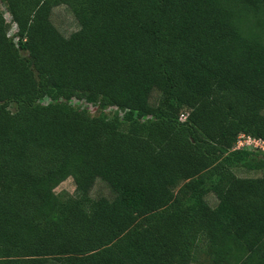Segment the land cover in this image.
Instances as JSON below:
<instances>
[{
  "label": "trees",
  "instance_id": "obj_1",
  "mask_svg": "<svg viewBox=\"0 0 264 264\" xmlns=\"http://www.w3.org/2000/svg\"><path fill=\"white\" fill-rule=\"evenodd\" d=\"M1 3L0 264H264V0Z\"/></svg>",
  "mask_w": 264,
  "mask_h": 264
},
{
  "label": "rangeland",
  "instance_id": "obj_2",
  "mask_svg": "<svg viewBox=\"0 0 264 264\" xmlns=\"http://www.w3.org/2000/svg\"><path fill=\"white\" fill-rule=\"evenodd\" d=\"M0 9L5 13V17L8 21L11 20V17L7 11V7L4 3L0 4ZM52 21L55 24V26L65 35L70 36L74 32H76L79 29V24L73 15L72 11L67 6H60L54 9L53 15H52ZM16 31L15 25L10 29V34H14ZM162 93L159 91L154 90L151 95L149 102L152 106L157 107L162 99ZM16 107L14 105L11 106V110L14 112ZM183 115L187 113V109L183 110ZM235 173L239 177L243 178H252V177H259L262 176V173L254 172V171H248L246 169H236ZM75 184L73 179H68L64 183H62L56 190L55 193L58 195H68V196H74L75 195ZM178 192V189L176 190ZM91 197L93 199H97L99 197H113V193L110 190V188L101 180H98L91 192ZM206 202L212 207L216 208L218 206V199L215 195V193L211 190L207 193L205 196ZM202 247V246H201ZM199 264H209L208 257L204 254L202 251V248H200V255H199Z\"/></svg>",
  "mask_w": 264,
  "mask_h": 264
},
{
  "label": "built area",
  "instance_id": "obj_3",
  "mask_svg": "<svg viewBox=\"0 0 264 264\" xmlns=\"http://www.w3.org/2000/svg\"><path fill=\"white\" fill-rule=\"evenodd\" d=\"M237 149L257 150L264 152V139L253 138L251 136L241 135L239 137Z\"/></svg>",
  "mask_w": 264,
  "mask_h": 264
}]
</instances>
